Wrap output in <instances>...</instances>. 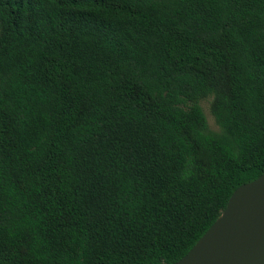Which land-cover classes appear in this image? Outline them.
<instances>
[{"label": "trees", "instance_id": "1", "mask_svg": "<svg viewBox=\"0 0 264 264\" xmlns=\"http://www.w3.org/2000/svg\"><path fill=\"white\" fill-rule=\"evenodd\" d=\"M263 173L264 0H0V264H172Z\"/></svg>", "mask_w": 264, "mask_h": 264}, {"label": "water", "instance_id": "2", "mask_svg": "<svg viewBox=\"0 0 264 264\" xmlns=\"http://www.w3.org/2000/svg\"><path fill=\"white\" fill-rule=\"evenodd\" d=\"M172 264H264V173L239 186L206 233Z\"/></svg>", "mask_w": 264, "mask_h": 264}, {"label": "rangeland", "instance_id": "3", "mask_svg": "<svg viewBox=\"0 0 264 264\" xmlns=\"http://www.w3.org/2000/svg\"><path fill=\"white\" fill-rule=\"evenodd\" d=\"M212 103H213V96H208L200 100V105L202 106L206 114L210 128L213 130H218L219 126L212 112Z\"/></svg>", "mask_w": 264, "mask_h": 264}]
</instances>
